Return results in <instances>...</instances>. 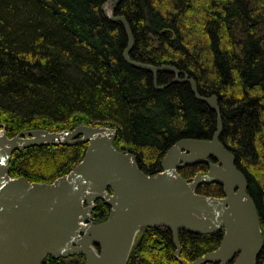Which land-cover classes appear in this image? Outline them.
<instances>
[{
	"label": "trees",
	"instance_id": "16d2710c",
	"mask_svg": "<svg viewBox=\"0 0 264 264\" xmlns=\"http://www.w3.org/2000/svg\"><path fill=\"white\" fill-rule=\"evenodd\" d=\"M106 0H0V125L9 138L30 130L72 131L80 125L117 130L114 147L135 155L146 175L177 141L211 139L216 114L189 84L127 64L128 37L103 12ZM113 16L127 19L134 36L131 60L172 66L195 81L203 97L219 100L220 141L248 180L263 233L256 264H264V0H119ZM183 78V77H182ZM87 144L46 145L16 151L12 178L50 184L84 158ZM215 161L214 159L212 160ZM206 165L179 170L186 179ZM201 195L223 197L217 184ZM110 208L96 202L95 224ZM223 231H179L180 258L193 262L216 250ZM170 231H140L127 264H180ZM85 256L42 264H85ZM212 264V263H208Z\"/></svg>",
	"mask_w": 264,
	"mask_h": 264
},
{
	"label": "water",
	"instance_id": "95a60500",
	"mask_svg": "<svg viewBox=\"0 0 264 264\" xmlns=\"http://www.w3.org/2000/svg\"><path fill=\"white\" fill-rule=\"evenodd\" d=\"M108 18L120 22L126 31L125 62L152 73L158 90L169 86H157L161 72L175 76L171 84H189L194 97L216 114V131L211 139L177 141L163 157L162 171L149 176L141 171L135 155L114 147L116 129L80 125L72 131L38 129L9 138L0 125V264H42L47 256L76 255L85 256V264H127L144 228L170 231L180 264H256L263 233L247 177L220 141L223 122L218 98L201 96L195 81L175 67L131 60L134 36L129 22L123 16ZM79 143L87 144L83 160L50 184L9 175L16 151ZM202 164L208 167L206 173L192 179L179 174ZM210 184L220 185L223 197L198 193L201 185ZM98 200H104L110 212L106 221L95 224L91 215ZM180 230L224 234L216 250L187 262L180 258Z\"/></svg>",
	"mask_w": 264,
	"mask_h": 264
},
{
	"label": "rangeland",
	"instance_id": "374dc122",
	"mask_svg": "<svg viewBox=\"0 0 264 264\" xmlns=\"http://www.w3.org/2000/svg\"><path fill=\"white\" fill-rule=\"evenodd\" d=\"M116 3H117L116 0H106L105 1V4L103 7L105 9V13H106L107 17L113 15V8H114Z\"/></svg>",
	"mask_w": 264,
	"mask_h": 264
}]
</instances>
